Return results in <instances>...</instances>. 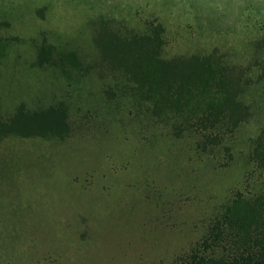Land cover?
Returning <instances> with one entry per match:
<instances>
[{"label":"rangeland","instance_id":"rangeland-1","mask_svg":"<svg viewBox=\"0 0 264 264\" xmlns=\"http://www.w3.org/2000/svg\"><path fill=\"white\" fill-rule=\"evenodd\" d=\"M148 23L163 56L212 53L243 72L250 113L213 153L109 90L98 32ZM54 105L67 126L0 131V264H184L254 169L264 0H0V121Z\"/></svg>","mask_w":264,"mask_h":264},{"label":"trees","instance_id":"trees-1","mask_svg":"<svg viewBox=\"0 0 264 264\" xmlns=\"http://www.w3.org/2000/svg\"><path fill=\"white\" fill-rule=\"evenodd\" d=\"M159 28L103 27L96 44L113 70V86L146 102L151 115L162 120L178 118L175 131L197 132L201 149L211 151L220 137L244 121L250 107L242 98L243 72L214 54L165 57ZM40 49L38 56L44 57ZM118 96L119 91H110ZM58 106L26 113L18 111L0 131H39L50 120L66 124ZM51 122V121H50ZM253 168L242 189L231 192L215 209L197 248L184 264H264V130L251 142L248 154Z\"/></svg>","mask_w":264,"mask_h":264}]
</instances>
